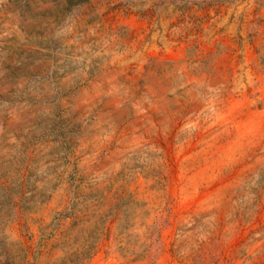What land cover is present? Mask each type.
<instances>
[{"label": "rangeland", "instance_id": "1", "mask_svg": "<svg viewBox=\"0 0 264 264\" xmlns=\"http://www.w3.org/2000/svg\"><path fill=\"white\" fill-rule=\"evenodd\" d=\"M0 264H264V0H0Z\"/></svg>", "mask_w": 264, "mask_h": 264}]
</instances>
